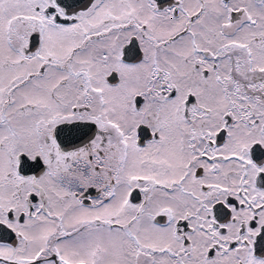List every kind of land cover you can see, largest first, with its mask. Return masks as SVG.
<instances>
[{
	"label": "snow or ice",
	"instance_id": "obj_1",
	"mask_svg": "<svg viewBox=\"0 0 264 264\" xmlns=\"http://www.w3.org/2000/svg\"><path fill=\"white\" fill-rule=\"evenodd\" d=\"M0 264H264V0H0Z\"/></svg>",
	"mask_w": 264,
	"mask_h": 264
}]
</instances>
